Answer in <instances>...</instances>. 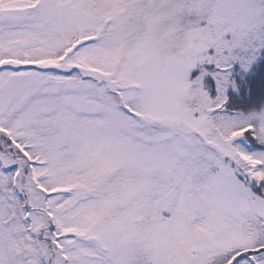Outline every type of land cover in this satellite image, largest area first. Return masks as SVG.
<instances>
[{"label":"snow or ice","instance_id":"1","mask_svg":"<svg viewBox=\"0 0 264 264\" xmlns=\"http://www.w3.org/2000/svg\"><path fill=\"white\" fill-rule=\"evenodd\" d=\"M0 264H264V0H0Z\"/></svg>","mask_w":264,"mask_h":264}]
</instances>
